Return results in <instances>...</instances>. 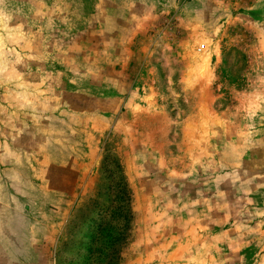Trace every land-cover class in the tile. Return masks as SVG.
<instances>
[{"label":"rangeland","instance_id":"374dc122","mask_svg":"<svg viewBox=\"0 0 264 264\" xmlns=\"http://www.w3.org/2000/svg\"><path fill=\"white\" fill-rule=\"evenodd\" d=\"M0 264H264V0H0Z\"/></svg>","mask_w":264,"mask_h":264},{"label":"crops","instance_id":"0c3cea01","mask_svg":"<svg viewBox=\"0 0 264 264\" xmlns=\"http://www.w3.org/2000/svg\"><path fill=\"white\" fill-rule=\"evenodd\" d=\"M128 9H132L131 7H127V8H125V10L123 9V12H124V16L126 17V18H129V17H131L132 16V14H133V12L131 11V10H128ZM115 10H117V8L115 7V6H111V8H109V12H107L106 14L108 15V16H114V17H116V15H115ZM106 16V15H105Z\"/></svg>","mask_w":264,"mask_h":264},{"label":"built area","instance_id":"2783aa9c","mask_svg":"<svg viewBox=\"0 0 264 264\" xmlns=\"http://www.w3.org/2000/svg\"><path fill=\"white\" fill-rule=\"evenodd\" d=\"M203 47H204V45L201 44L200 49H202Z\"/></svg>","mask_w":264,"mask_h":264}]
</instances>
